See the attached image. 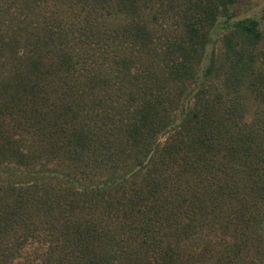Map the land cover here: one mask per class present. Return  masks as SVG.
Masks as SVG:
<instances>
[{
	"label": "trees",
	"instance_id": "trees-1",
	"mask_svg": "<svg viewBox=\"0 0 264 264\" xmlns=\"http://www.w3.org/2000/svg\"><path fill=\"white\" fill-rule=\"evenodd\" d=\"M0 0V264H264V9Z\"/></svg>",
	"mask_w": 264,
	"mask_h": 264
},
{
	"label": "rangeland",
	"instance_id": "rangeland-1",
	"mask_svg": "<svg viewBox=\"0 0 264 264\" xmlns=\"http://www.w3.org/2000/svg\"><path fill=\"white\" fill-rule=\"evenodd\" d=\"M264 9V0H238L233 11L242 17H258Z\"/></svg>",
	"mask_w": 264,
	"mask_h": 264
}]
</instances>
